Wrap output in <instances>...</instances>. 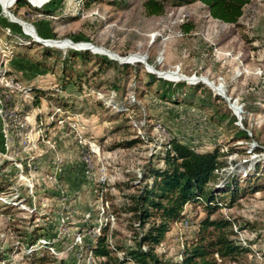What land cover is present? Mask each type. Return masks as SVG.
I'll return each mask as SVG.
<instances>
[{
  "label": "rangeland",
  "instance_id": "obj_1",
  "mask_svg": "<svg viewBox=\"0 0 264 264\" xmlns=\"http://www.w3.org/2000/svg\"><path fill=\"white\" fill-rule=\"evenodd\" d=\"M20 1L0 0V77L8 80L0 84V264H30V250L40 255L45 245L42 264H94L88 246L103 226L109 247H120L111 255L122 258L140 230L123 210L126 195L144 183L142 170L162 166L171 139L217 148L219 174L234 175L240 188L212 214L184 205L157 257L179 261L208 216L228 219V239L242 247L231 257L213 254L215 264H264V0H249L235 24L211 18L199 1H167L160 15L145 14L142 0ZM17 34L54 43L20 48ZM75 46H90V58L68 60L67 51L85 50ZM45 48L53 51L48 68L34 65ZM111 52L139 61L101 65ZM148 70L208 88L221 98L219 111L228 109L239 127L244 121L247 139L178 94L176 102L159 99L156 85L146 86Z\"/></svg>",
  "mask_w": 264,
  "mask_h": 264
},
{
  "label": "trees",
  "instance_id": "obj_2",
  "mask_svg": "<svg viewBox=\"0 0 264 264\" xmlns=\"http://www.w3.org/2000/svg\"><path fill=\"white\" fill-rule=\"evenodd\" d=\"M92 1L84 0V4L87 5ZM122 1L125 2V0ZM167 1L173 6L199 1L211 18L228 24L237 22L242 14L243 6L249 2V0H142L141 5L145 14L160 15L164 11ZM20 4L27 5L23 0L20 1ZM181 28L183 32H187L191 26L182 24ZM16 36V46L20 48L26 45L31 48L37 44L27 36L18 34ZM16 54L19 58H26L25 52ZM67 54L70 56L68 60L80 58L86 61L90 58L86 49L82 51L69 50ZM41 56V61L36 59L33 64L45 68V59L51 58L53 51L45 48V52ZM101 62V65L128 67L127 63H120L104 56L101 57ZM67 70L68 67L61 64V77L66 76L70 81L72 73H70L71 70ZM144 74L147 78L146 86L150 85V82L156 85L155 92L159 99L176 102L179 95L181 103L209 109L212 118L218 123L235 128L233 133L235 136H239L243 140L247 139L244 121H241L242 127H239L234 124L235 117L228 109L224 112L219 111L217 104L221 98L202 84L188 85L184 81H170L150 72ZM195 89H202L203 93L195 95ZM134 142L136 140L131 139L123 144L129 146ZM167 146L158 159L162 162V166H151L142 170L139 181H144V183L135 192L126 195L128 202L124 205L123 210L135 219L136 226L140 229L134 240V245L121 250L122 258L118 259L111 255L120 247H109L106 226H103L88 246L92 257L96 259L94 264H120L123 258L136 264H215L213 254L224 258L236 255L241 251L240 245L234 244L228 239L226 230L230 227L229 220L222 217L208 219L207 216L200 221L194 242L183 250L179 261L167 263L160 261L157 257L154 252L155 246L162 241L164 234L169 230V225L183 218L182 208L184 205L199 203L203 205L207 214H212L219 209L218 206L222 204L225 195L232 199L240 188L235 183L234 175L224 177L219 174L225 165L219 160L221 153L217 148L197 151L176 139H171ZM148 180H150L149 183ZM144 226L146 227L144 228ZM40 236L42 234L38 233L37 236L29 238V244H33ZM46 247L47 245L40 249V255H37L39 251L36 249L30 250L32 255L30 264L47 262L49 257ZM57 264H63V262L59 261Z\"/></svg>",
  "mask_w": 264,
  "mask_h": 264
},
{
  "label": "water",
  "instance_id": "obj_3",
  "mask_svg": "<svg viewBox=\"0 0 264 264\" xmlns=\"http://www.w3.org/2000/svg\"><path fill=\"white\" fill-rule=\"evenodd\" d=\"M25 1L29 3L28 0H25ZM29 4H30V3H29ZM30 5H31V4H30ZM29 36H30V35H29ZM30 37H31V36H30ZM31 38H32L35 42L41 43V44H43V45H48V44L54 43L53 41L46 43V42H45V39H40V38H35V37H31ZM55 45H56L57 47H64V46H59L58 44H55ZM75 48H77V49H87V50H92V48H90V46H75ZM107 55H108V57H109L110 59L116 60V61H118V62H120V63H129V62H130V60H128L127 58L118 57V56L113 55V54H112V55L107 54ZM131 61H139V59L134 58V59H132ZM148 71L154 73L157 77H162V78L167 79V80H172V79H170V78H167V77L163 76V75L160 74V73H156V72L151 71V70H148ZM183 80H185L186 82H190V79H183Z\"/></svg>",
  "mask_w": 264,
  "mask_h": 264
},
{
  "label": "built area",
  "instance_id": "obj_4",
  "mask_svg": "<svg viewBox=\"0 0 264 264\" xmlns=\"http://www.w3.org/2000/svg\"><path fill=\"white\" fill-rule=\"evenodd\" d=\"M7 53H9V52H7ZM2 56H4V54H2ZM1 74L2 75L0 77V84H3L4 86H7L8 85V80L5 78L6 76H5L4 72L1 73Z\"/></svg>",
  "mask_w": 264,
  "mask_h": 264
},
{
  "label": "bare ground",
  "instance_id": "obj_5",
  "mask_svg": "<svg viewBox=\"0 0 264 264\" xmlns=\"http://www.w3.org/2000/svg\"><path fill=\"white\" fill-rule=\"evenodd\" d=\"M31 4L32 3H36L37 2V0H28ZM38 6V5H37ZM45 42L47 43V40H45ZM48 45H50V44H48ZM111 54H113L112 52H111ZM128 60H130V59H128ZM132 60V59H131ZM131 60H130V62H131Z\"/></svg>",
  "mask_w": 264,
  "mask_h": 264
}]
</instances>
